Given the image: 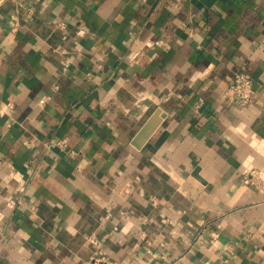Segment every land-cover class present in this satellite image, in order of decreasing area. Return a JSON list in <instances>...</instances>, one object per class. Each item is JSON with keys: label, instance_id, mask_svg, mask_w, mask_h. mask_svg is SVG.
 <instances>
[{"label": "crops", "instance_id": "1", "mask_svg": "<svg viewBox=\"0 0 264 264\" xmlns=\"http://www.w3.org/2000/svg\"><path fill=\"white\" fill-rule=\"evenodd\" d=\"M0 109V264H264V0H0Z\"/></svg>", "mask_w": 264, "mask_h": 264}, {"label": "built area", "instance_id": "2", "mask_svg": "<svg viewBox=\"0 0 264 264\" xmlns=\"http://www.w3.org/2000/svg\"><path fill=\"white\" fill-rule=\"evenodd\" d=\"M62 27V25H60ZM66 64V62H64ZM254 94L253 90V80L252 77L245 71H235L232 76V81L226 91V97L228 99L236 101L239 105H245L248 102L252 100ZM12 107V103L10 101L6 102V108L10 110ZM0 113L2 114L3 111ZM23 143L26 146H30L29 140H24ZM43 146L46 149L52 148V147H58L62 148L65 146V141L63 139L55 140V139H49L43 143ZM70 153H73V150L69 151ZM254 178H256V174L254 171H250L249 175L242 177V181L244 183H253ZM92 243L96 244V240H93ZM85 264H114L113 262L99 256H91L90 259H88Z\"/></svg>", "mask_w": 264, "mask_h": 264}, {"label": "water", "instance_id": "3", "mask_svg": "<svg viewBox=\"0 0 264 264\" xmlns=\"http://www.w3.org/2000/svg\"><path fill=\"white\" fill-rule=\"evenodd\" d=\"M158 110H155L153 114L148 117V119L142 124L140 129L137 131L134 140L135 143L138 145L140 142L144 141L151 131L154 129L156 123H157V118H156V112Z\"/></svg>", "mask_w": 264, "mask_h": 264}]
</instances>
